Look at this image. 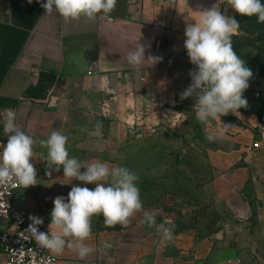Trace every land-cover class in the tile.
<instances>
[{
    "label": "crops",
    "instance_id": "crops-1",
    "mask_svg": "<svg viewBox=\"0 0 264 264\" xmlns=\"http://www.w3.org/2000/svg\"><path fill=\"white\" fill-rule=\"evenodd\" d=\"M215 3L138 0L127 5L117 0L110 18L66 20L55 12L46 15L36 0L31 4L0 0L1 147L7 143L5 109H11L17 114L16 123L35 140H46L57 130L68 137L70 157L116 166L114 158L131 130L192 104V97L180 98L188 87L185 27L194 23L191 18L198 11ZM219 7L222 14L233 16L228 0H220ZM138 43L146 46V59L153 55L161 61L130 66L127 54ZM240 121L243 132L235 130L226 138L231 146L227 152L208 155L212 172L208 186L214 187L217 179L229 182L240 177L256 190L251 196L245 192L238 205L230 204V210L225 208L222 228L202 239L194 231L172 232V239L161 243L160 233L142 223L141 213L115 226L94 216L85 242L93 251L83 260L68 248L60 255L50 252L56 264H264V165L253 164L264 155V147L258 135L250 142L244 140L250 133H244L245 129L256 126L254 117ZM255 142L259 147L252 149ZM30 163L36 169L37 184L15 195L13 202L43 211L48 233H55V225H50L53 199L66 198L73 185L90 189L95 185L64 178L62 166L58 172L48 167L47 148L39 143L33 147ZM46 173L49 180L42 178ZM7 226V221L0 220V230ZM4 262L0 250V264Z\"/></svg>",
    "mask_w": 264,
    "mask_h": 264
},
{
    "label": "clouds",
    "instance_id": "clouds-1",
    "mask_svg": "<svg viewBox=\"0 0 264 264\" xmlns=\"http://www.w3.org/2000/svg\"><path fill=\"white\" fill-rule=\"evenodd\" d=\"M33 0H28L31 4ZM46 15L53 12L66 20H77L81 17L95 20L100 16L110 18L117 0H36ZM220 0L211 8L198 11L191 18L194 23L185 27L184 49L189 62L195 66L190 71L191 83L180 94V98H196L194 106L196 119L204 125L220 120L230 112L236 116L239 110L247 107L244 92L249 87L253 76L251 68L238 56L232 47V36L240 29L239 22L222 14ZM230 8L240 16L257 18L264 23V0H228ZM146 46L139 44L127 54V63L139 68L145 62L155 65L161 57L148 55L145 58ZM14 110L5 109L3 131L7 143L0 147V188L19 185L25 189L37 184V173L30 163L33 147L37 143L47 148V166L55 171L63 168V177L83 184H94L95 187L73 185L67 197L57 196L53 199L50 213V225H55V233L39 231L43 220L30 216L26 232L42 249L60 255L65 248L76 252L79 259H85L93 249L85 242L90 238L92 218L102 216L108 226L125 225L130 217L141 212L143 203L140 198L138 175L125 166H109L106 162L85 163L70 157L67 150L68 137L54 130L46 140L37 141L23 131L16 123ZM101 127L96 125L97 130ZM234 125L221 124V128L206 136L214 142L223 136ZM84 169V171H81ZM50 174V173H46ZM159 209L145 211L142 223L155 226L160 233L161 243L172 239V230L165 223H156Z\"/></svg>",
    "mask_w": 264,
    "mask_h": 264
},
{
    "label": "rangeland",
    "instance_id": "rangeland-1",
    "mask_svg": "<svg viewBox=\"0 0 264 264\" xmlns=\"http://www.w3.org/2000/svg\"><path fill=\"white\" fill-rule=\"evenodd\" d=\"M232 17L240 24L238 33L232 36L233 50L253 72L244 92L247 107L239 110V116L230 112L220 120L204 125L196 119V98L192 97V104L150 118L131 130L114 158L116 166H125L139 177L137 184L143 209L138 213L143 215L145 211L159 209L157 224L165 223L172 232L194 231L199 239L222 228L225 208L230 210V204L238 205V198L244 197L245 192H250L251 196L256 190L248 188L240 177L232 181L229 178V182L217 179L214 187L208 186L212 179L209 153L227 152L231 146L226 138L236 132L241 134L240 118L248 116L254 117L256 126L245 129L244 133L247 130L250 133L244 140L250 142L258 135L264 147V103L256 104L260 100L254 99L264 90L260 78L264 74V43L258 42L263 33L252 28L258 23L255 16H240L234 12ZM254 61L259 64L255 65ZM221 124L235 127L214 142L207 141L206 136L219 130ZM261 163L264 165V155L253 161L255 165Z\"/></svg>",
    "mask_w": 264,
    "mask_h": 264
},
{
    "label": "built area",
    "instance_id": "built-area-1",
    "mask_svg": "<svg viewBox=\"0 0 264 264\" xmlns=\"http://www.w3.org/2000/svg\"><path fill=\"white\" fill-rule=\"evenodd\" d=\"M155 1L174 5L178 0ZM137 2L138 0H125L127 5H135ZM195 70V66L189 62L187 56L186 72L188 86L191 83L189 72ZM258 147L259 142L253 143L252 149H257ZM42 178L49 180L50 175L45 174ZM23 190L25 188L19 185L9 186L7 189L0 188V220H5L8 223L6 230H0V250L5 257L4 264H56V260L51 253L46 249L40 248L26 232V229L31 223L29 220L30 216L42 218L43 224L39 227V231L48 233V230L47 218L43 211L21 208L14 204L13 199L15 195ZM12 226L14 229L12 234L9 235L7 230H10Z\"/></svg>",
    "mask_w": 264,
    "mask_h": 264
},
{
    "label": "trees",
    "instance_id": "trees-1",
    "mask_svg": "<svg viewBox=\"0 0 264 264\" xmlns=\"http://www.w3.org/2000/svg\"><path fill=\"white\" fill-rule=\"evenodd\" d=\"M257 21V20H256ZM252 28H254V29H257L258 31H261L262 33H263V37H264V23L263 24H255ZM262 37V38H263ZM260 39L258 42H260V43H264V39ZM262 51H263V49H262ZM264 52V51H263ZM255 60V59H254ZM254 64L255 65H258L259 64V61H254ZM262 73H264V72H262ZM260 78H262V82L263 83H261V84H264V74H262L261 76H260ZM254 99H259L260 100V102L258 103V101L256 102V104H261V103H264V90H262V92L260 93V94H257V96H256V98H254ZM255 114H257L258 115V117H260V114L258 113V112H256ZM259 120H260V118H259ZM260 123H262V121L260 120Z\"/></svg>",
    "mask_w": 264,
    "mask_h": 264
},
{
    "label": "water",
    "instance_id": "water-1",
    "mask_svg": "<svg viewBox=\"0 0 264 264\" xmlns=\"http://www.w3.org/2000/svg\"><path fill=\"white\" fill-rule=\"evenodd\" d=\"M14 227L12 226L11 229L7 232L9 235L12 234V231H13Z\"/></svg>",
    "mask_w": 264,
    "mask_h": 264
}]
</instances>
